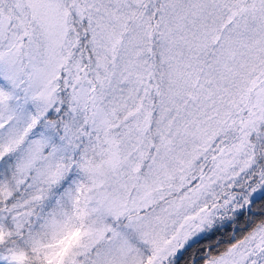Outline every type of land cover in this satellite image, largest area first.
Masks as SVG:
<instances>
[{"label": "snow or ice", "instance_id": "obj_1", "mask_svg": "<svg viewBox=\"0 0 264 264\" xmlns=\"http://www.w3.org/2000/svg\"><path fill=\"white\" fill-rule=\"evenodd\" d=\"M0 264H264V0H0Z\"/></svg>", "mask_w": 264, "mask_h": 264}]
</instances>
